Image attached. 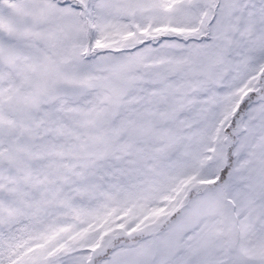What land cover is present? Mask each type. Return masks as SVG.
Masks as SVG:
<instances>
[{"label": "snow or ice", "instance_id": "6c2138e0", "mask_svg": "<svg viewBox=\"0 0 264 264\" xmlns=\"http://www.w3.org/2000/svg\"><path fill=\"white\" fill-rule=\"evenodd\" d=\"M0 264H264V0H0Z\"/></svg>", "mask_w": 264, "mask_h": 264}]
</instances>
